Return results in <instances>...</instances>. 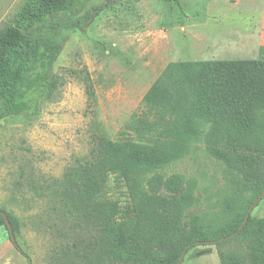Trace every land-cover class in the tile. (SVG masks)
Wrapping results in <instances>:
<instances>
[{
  "label": "trees",
  "instance_id": "obj_1",
  "mask_svg": "<svg viewBox=\"0 0 264 264\" xmlns=\"http://www.w3.org/2000/svg\"><path fill=\"white\" fill-rule=\"evenodd\" d=\"M82 1L31 0L13 25L0 30V121L36 116L41 101L56 90L52 70L62 46L38 30ZM84 83L92 102L91 81L86 77ZM141 107L126 126L135 140L97 135L87 156L65 169L53 224L72 242L62 257L70 264H177L198 244L243 237L246 254L220 253L221 264H264V218L249 216L243 225L264 191V47L253 60L170 63ZM198 122L222 144L211 148L212 155L238 185L240 203L210 220L187 216L200 204L195 183L179 173L164 174ZM110 177L123 190L122 203L103 198ZM245 194L252 198L242 199ZM1 211L15 236L18 221ZM0 226L5 227L1 215Z\"/></svg>",
  "mask_w": 264,
  "mask_h": 264
},
{
  "label": "rangeland",
  "instance_id": "obj_2",
  "mask_svg": "<svg viewBox=\"0 0 264 264\" xmlns=\"http://www.w3.org/2000/svg\"><path fill=\"white\" fill-rule=\"evenodd\" d=\"M30 2L0 0V30L13 25ZM45 26L38 32L62 46L52 70L56 90L41 101L36 116L0 121V210L19 223V250L0 226V264H70L61 251L72 242L53 227L65 169L87 156L97 135L135 140L126 126L168 64L257 59L264 47V0H84L71 13L47 18ZM192 129L181 157L164 174L194 182L200 204L187 216L210 220L240 203L238 185L214 159L211 148L222 144L209 127L198 122ZM103 198L124 200L112 177ZM250 216L264 218V196ZM246 245L243 237L198 244L180 264H221L220 253L246 254Z\"/></svg>",
  "mask_w": 264,
  "mask_h": 264
},
{
  "label": "water",
  "instance_id": "obj_3",
  "mask_svg": "<svg viewBox=\"0 0 264 264\" xmlns=\"http://www.w3.org/2000/svg\"><path fill=\"white\" fill-rule=\"evenodd\" d=\"M264 196V191L257 197V199L252 203V205L248 208L247 210V213L245 215V219L243 221V225L244 223L246 222V220L249 218L253 208L258 204V202L262 199V197ZM0 215L2 216L3 220H4V223H5V227L7 229V232H8V235H9V240L10 242L13 244L14 247H17V243H16V240H15V236L12 232V228H11V225L6 217V215L4 214L3 211L0 210ZM242 225V226H243ZM241 226V227H242ZM229 238V237H228ZM223 239H221L220 241H222ZM185 254V251L180 255L179 257V261L177 264H180L182 258H183V255Z\"/></svg>",
  "mask_w": 264,
  "mask_h": 264
}]
</instances>
